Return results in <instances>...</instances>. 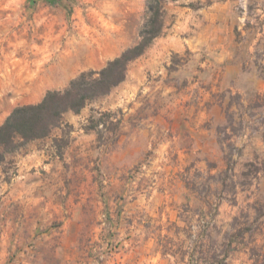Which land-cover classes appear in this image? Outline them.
Listing matches in <instances>:
<instances>
[{
    "label": "rangeland",
    "instance_id": "obj_1",
    "mask_svg": "<svg viewBox=\"0 0 264 264\" xmlns=\"http://www.w3.org/2000/svg\"><path fill=\"white\" fill-rule=\"evenodd\" d=\"M163 6L162 33L125 79L63 114L61 155L60 128L13 155L0 196L31 198L0 200V239L14 217L25 224L0 244V264H264V0ZM146 9L0 0V123L134 45ZM179 25L184 48L166 49ZM97 111L119 120L115 137L84 129Z\"/></svg>",
    "mask_w": 264,
    "mask_h": 264
},
{
    "label": "trees",
    "instance_id": "obj_2",
    "mask_svg": "<svg viewBox=\"0 0 264 264\" xmlns=\"http://www.w3.org/2000/svg\"><path fill=\"white\" fill-rule=\"evenodd\" d=\"M55 3L57 0H45ZM164 0H146V18L139 28V39L120 54L108 60L100 69L83 70L69 80L64 89H49L34 103L16 105L0 123V184L10 182L15 172L13 155L27 143L47 137L54 128L62 134L54 139L58 155L67 146L68 133L72 126L62 122L64 113H79L91 100L108 94L126 77L128 64L142 55L164 28ZM90 114L84 129L94 130L102 137L100 125L109 128L116 135L119 120L112 119V113L97 111ZM114 139V138H113Z\"/></svg>",
    "mask_w": 264,
    "mask_h": 264
},
{
    "label": "crops",
    "instance_id": "obj_3",
    "mask_svg": "<svg viewBox=\"0 0 264 264\" xmlns=\"http://www.w3.org/2000/svg\"><path fill=\"white\" fill-rule=\"evenodd\" d=\"M213 4L214 3H210L208 5V11H212V8L215 6ZM209 13L211 14V12H209ZM209 13H207V14H209ZM178 22H179V20H178ZM181 22L182 21H180V24H181ZM177 27H180V25L176 26L175 29H172V32H169L168 34H166V36L168 35L167 37L166 36L162 37V39H161L162 43L163 42L167 43L166 49H172V50L180 51L181 49L184 48L183 47L184 43L181 40L177 39V35L179 34L178 32L180 31V30H178L179 28H177ZM121 86H123V85H121ZM123 88H124V86H123ZM116 90H118V89L116 88ZM128 114H127V116H128ZM29 198H31V197L28 196V192L25 189H20L17 191L15 188L11 189L5 195L0 196V200L3 201L4 203H8L9 201H15L16 203L17 202L18 203L27 202L26 199H29ZM11 222H12L11 232L8 233L7 231H5L1 235L0 244H6V243H10L11 241L12 242L17 241L19 239V236H17V234H16V235H13V237H12V233L15 230H21V229L25 228V224H23L21 222V219H19L18 216L16 218L14 217V220H11Z\"/></svg>",
    "mask_w": 264,
    "mask_h": 264
}]
</instances>
